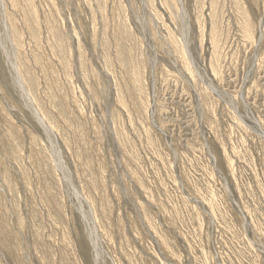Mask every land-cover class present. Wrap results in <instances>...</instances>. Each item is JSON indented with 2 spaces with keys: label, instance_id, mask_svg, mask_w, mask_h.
<instances>
[{
  "label": "rangeland",
  "instance_id": "374dc122",
  "mask_svg": "<svg viewBox=\"0 0 264 264\" xmlns=\"http://www.w3.org/2000/svg\"><path fill=\"white\" fill-rule=\"evenodd\" d=\"M251 6L0 0V264H264Z\"/></svg>",
  "mask_w": 264,
  "mask_h": 264
},
{
  "label": "bare ground",
  "instance_id": "6f19581e",
  "mask_svg": "<svg viewBox=\"0 0 264 264\" xmlns=\"http://www.w3.org/2000/svg\"><path fill=\"white\" fill-rule=\"evenodd\" d=\"M252 6L251 9H249V12H245L243 16V23L240 28V34L242 38L245 40V43L248 45H252L249 47L259 45L261 49H263V45L260 44L261 42H264V20H260L258 16V1L257 0H251ZM238 30V29H237ZM247 45V46H248ZM257 47V46H256ZM255 48V47H254ZM244 49V48H243ZM189 54V53H188ZM252 57V56H251ZM264 58V49L262 51V54L259 55L258 59ZM256 60V59H255ZM184 66V69L186 72H190L187 69V66L185 63L182 64ZM196 70V69H195ZM250 70V69H249ZM256 71V70H255ZM192 75V74H191ZM200 76V75H199ZM257 80V79H256ZM262 83V84H261ZM260 84L264 87V78L261 80ZM210 87V86H209ZM211 88V87H210ZM194 90V89H193ZM214 91V90H212ZM221 95V94H220ZM225 95V94H224ZM198 97V96H197ZM220 98V97H219ZM185 99V98H184ZM223 100V99H222ZM250 103V102H249ZM179 105V104H178ZM172 110V109H171ZM240 116V115H239ZM165 118V117H164ZM184 122V121H183ZM188 122H184L182 125L185 129H187ZM248 127V126H247ZM187 149V148H186Z\"/></svg>",
  "mask_w": 264,
  "mask_h": 264
}]
</instances>
